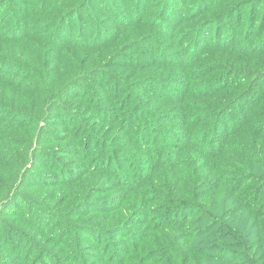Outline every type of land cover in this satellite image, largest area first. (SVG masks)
<instances>
[{
    "label": "clouds",
    "instance_id": "9594fccd",
    "mask_svg": "<svg viewBox=\"0 0 264 264\" xmlns=\"http://www.w3.org/2000/svg\"><path fill=\"white\" fill-rule=\"evenodd\" d=\"M258 2L264 10V0ZM129 7L114 8L109 0L94 5L103 9L92 20L102 37L115 39ZM182 8L179 0H163L159 21L136 44L105 45L104 58L59 83L42 77L40 104L5 106V121L9 111L19 115L0 135L7 169L0 171V264H264V223L257 232L227 185L197 201L188 198L196 206L189 222L203 213V224L215 221L219 230L193 233L190 240L177 216L186 198L173 187L177 162L191 165L188 176L202 189L214 180L202 163L209 145L189 141L177 103L187 61L171 37ZM79 42L91 47V39ZM109 56L110 67L104 63ZM238 74L253 78L264 95V65ZM84 117L82 129H94L87 148L69 126Z\"/></svg>",
    "mask_w": 264,
    "mask_h": 264
},
{
    "label": "trees",
    "instance_id": "16d2710c",
    "mask_svg": "<svg viewBox=\"0 0 264 264\" xmlns=\"http://www.w3.org/2000/svg\"><path fill=\"white\" fill-rule=\"evenodd\" d=\"M100 2L0 0V135L9 132L19 115L9 111V119L5 121V106L15 110L22 100L29 106L42 103L39 83L42 77L52 75L59 83L82 74V69L104 58L105 45L120 39L124 40L122 48L136 44L143 38L141 32L151 33L163 8V0H109L114 8L119 4L130 6L120 18L127 23H121L115 39H111L102 37L100 28L92 23L98 12L103 13V9L94 8ZM179 3L183 5L181 19L171 39L179 45L177 51L187 62L177 103L181 105L179 111L189 141L199 138L209 145L202 163L214 180L209 179L207 189H202L188 176L191 165L176 163L171 170L173 187L182 190L186 197L179 201L178 219L190 240L193 233L203 236L213 227L219 230L215 221L203 224V213L189 222L196 206L188 198L197 201L203 192H219L227 185L230 192L241 197L248 219L258 232L264 223V177L261 175L264 173V95L260 94L258 83L253 86V78L238 73L244 67L264 65V10L258 0L255 8L248 4L246 9L241 7L246 0H179ZM85 16L89 23L83 21ZM96 23L102 26L103 21ZM75 24L77 30L73 35ZM73 36L78 39L72 41ZM98 38L104 42L97 45ZM89 39V48L79 42ZM53 58L55 63L50 67ZM104 63L110 67L111 57L104 59ZM75 107L78 110L80 105ZM72 115L76 116V111ZM87 119L84 117L69 125H74L72 135L77 142L84 137L85 148L94 130L93 125L82 129ZM0 171H7L3 161H0ZM67 195L56 197L57 203Z\"/></svg>",
    "mask_w": 264,
    "mask_h": 264
},
{
    "label": "rangeland",
    "instance_id": "374dc122",
    "mask_svg": "<svg viewBox=\"0 0 264 264\" xmlns=\"http://www.w3.org/2000/svg\"><path fill=\"white\" fill-rule=\"evenodd\" d=\"M83 21L89 23L86 16L83 18ZM76 30H77V24L74 25L73 35L76 34ZM92 31H93V27H90V32H92Z\"/></svg>",
    "mask_w": 264,
    "mask_h": 264
}]
</instances>
